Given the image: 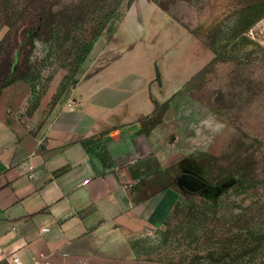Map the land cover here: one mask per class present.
I'll list each match as a JSON object with an SVG mask.
<instances>
[{"label": "rangeland", "instance_id": "rangeland-1", "mask_svg": "<svg viewBox=\"0 0 264 264\" xmlns=\"http://www.w3.org/2000/svg\"><path fill=\"white\" fill-rule=\"evenodd\" d=\"M17 2L19 7L27 6V0ZM226 3L232 0H62L58 11L63 23L54 37L34 41V81H20L0 92V115L22 130L47 119L56 108L68 107L75 84L63 94L60 85L82 52L80 34L106 18L105 31L84 65L77 91L85 89L88 95L114 89L119 95L104 101L114 99L110 105L117 119L122 113L131 120L144 117L138 116L142 101L138 96H147L153 102L148 109L151 115L165 110L161 143L171 155L165 169L171 167L176 177L187 172L184 168L191 169L181 181L203 189L202 196L217 204L212 209L205 205L215 233L264 234V18L249 32L258 43L248 49L250 55L212 67L202 87L197 86L199 80L196 86L187 85L215 57L206 34ZM114 12L118 17L112 16ZM8 31L1 29L0 41ZM75 92L72 96H78ZM236 161L243 171L250 168L255 174L256 186L246 191L236 187L239 172L230 170ZM147 185L146 193L158 190L153 182ZM221 188L227 189L221 192ZM177 222L174 219L172 227ZM217 241L211 236L192 242L186 231H168L164 224L140 225L115 242L120 260L104 263L264 264V241L251 255L222 261L209 255Z\"/></svg>", "mask_w": 264, "mask_h": 264}, {"label": "crops", "instance_id": "crops-1", "mask_svg": "<svg viewBox=\"0 0 264 264\" xmlns=\"http://www.w3.org/2000/svg\"><path fill=\"white\" fill-rule=\"evenodd\" d=\"M77 83L74 110L56 108L29 129L0 115V264L120 260L117 239L140 225L163 226L179 199L174 188L146 193L149 182H142L171 159L160 124L142 133L141 120L151 115L153 102L136 91L142 100L138 116L144 117L131 120L122 113L117 119L114 99L104 101L119 95L114 89L85 95ZM95 135L114 167L105 166L100 149L90 153L82 145Z\"/></svg>", "mask_w": 264, "mask_h": 264}, {"label": "trees", "instance_id": "trees-1", "mask_svg": "<svg viewBox=\"0 0 264 264\" xmlns=\"http://www.w3.org/2000/svg\"><path fill=\"white\" fill-rule=\"evenodd\" d=\"M61 2L62 0H27V6L22 8L19 7L17 0H0V31L4 27L9 28L5 37L0 41V92L20 81H34L35 73L31 63L34 41L40 36L47 39L54 37L63 23L59 18L58 11ZM112 16L118 17V14L114 12ZM263 18L264 0H232L231 4H224L217 16L213 18V26L206 34L208 46L214 52L215 57L188 82L189 88L196 86V80H199L197 86L202 87L206 74L220 62L237 60L238 55L242 54L250 55L248 49L251 46H257L258 43L249 35V32ZM105 19L100 22L99 26H94L80 34L83 43L82 52L74 70L65 77L60 85L61 94L70 85L79 81L84 65L105 31L107 23ZM164 111L157 109L152 115L141 120L142 133L149 135L153 128L161 124ZM101 140L100 135H95L81 142L90 153L100 149L99 155L105 166L114 167L115 163L101 144ZM247 159L250 160L249 167H252L254 165L252 156L249 155ZM240 167L242 166L237 161L230 165L231 173L239 172V178L234 182L236 187L246 191L248 188L256 186L259 180L255 174L250 173V168L248 167L249 169L245 172ZM178 176H174L171 173V167H169L153 178L142 181L143 183L148 181L158 185L157 191L174 188L179 193L178 201L164 222L168 231L172 228L175 233L186 231L192 242H194V238L200 242L202 238L218 237L216 242L218 246L209 255L212 257L217 255L216 257L220 261L226 260L232 255L234 257L251 255L258 250L264 241V234L250 230L235 233L230 230L227 233L216 234L214 231L216 225L209 223V212L205 205L212 209L217 204L208 201L197 192L198 190L181 185L178 182ZM226 189L221 188V192L226 191ZM174 219H178V222L172 227ZM230 233L231 235H229Z\"/></svg>", "mask_w": 264, "mask_h": 264}, {"label": "flooded vegetation", "instance_id": "flooded-vegetation-1", "mask_svg": "<svg viewBox=\"0 0 264 264\" xmlns=\"http://www.w3.org/2000/svg\"><path fill=\"white\" fill-rule=\"evenodd\" d=\"M187 172H182V174H180L179 176H178V182L181 184V185H185V186H187V187H189V188H191V189H194V190H198L197 192L199 193V194H202V192H203V189H201V188H193L192 186H188V185H186V183H183V181H181V175H183V174H187V173H189V172H191V169H189V168H184ZM189 171V172H188Z\"/></svg>", "mask_w": 264, "mask_h": 264}, {"label": "built area", "instance_id": "built-area-1", "mask_svg": "<svg viewBox=\"0 0 264 264\" xmlns=\"http://www.w3.org/2000/svg\"><path fill=\"white\" fill-rule=\"evenodd\" d=\"M67 105H68V107H69L70 110H74L75 107L78 105V103H77V100L76 99L70 98L69 101H68V103H67ZM46 230H47V228H46Z\"/></svg>", "mask_w": 264, "mask_h": 264}, {"label": "water", "instance_id": "water-1", "mask_svg": "<svg viewBox=\"0 0 264 264\" xmlns=\"http://www.w3.org/2000/svg\"><path fill=\"white\" fill-rule=\"evenodd\" d=\"M158 79L160 80V74L158 73Z\"/></svg>", "mask_w": 264, "mask_h": 264}]
</instances>
